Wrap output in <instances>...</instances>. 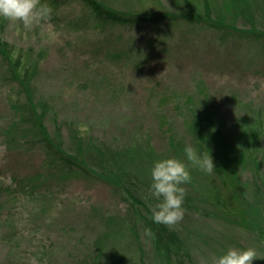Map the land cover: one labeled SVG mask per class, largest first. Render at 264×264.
Segmentation results:
<instances>
[{"label": "rangeland", "instance_id": "374dc122", "mask_svg": "<svg viewBox=\"0 0 264 264\" xmlns=\"http://www.w3.org/2000/svg\"><path fill=\"white\" fill-rule=\"evenodd\" d=\"M100 1L125 13L186 14L192 9L203 13L205 7L203 0ZM263 1L256 0L259 11L253 18L260 31ZM226 4L209 0L213 14L230 19ZM55 6L50 24L42 22L30 30L0 19V37L15 55L28 52L36 62V97L48 105L50 132L56 118L66 148H72L76 131L112 151L150 145L156 153L153 161L168 159L173 155L170 138L191 143L187 123L203 95L231 129L230 149L251 143V137L240 140L241 132L251 134L259 123L264 130L263 41L225 40L222 34L189 24H100L80 1L57 0ZM252 21L239 19L235 24L250 29ZM190 97L197 105L188 103ZM18 98L17 87L0 70V264H163L141 223L136 225L138 237L128 223H122L124 228L109 226L108 217L125 221L130 215V202L120 190L83 176L71 181L49 176L39 146L5 144L3 128L11 120L10 105ZM256 147H264V134ZM180 159L189 164L186 155ZM37 171L43 173L33 196L28 184L16 195L5 191L4 186L17 188L22 178ZM239 171L241 183L249 184L251 166L241 165ZM205 182L199 177L198 187ZM246 195L231 207H246L243 202L250 201L251 187ZM183 208L184 219L177 226L189 254L181 259L183 264H213L229 249L249 247L264 256V240L249 225L234 223L237 217H208L210 204ZM254 264H264V259Z\"/></svg>", "mask_w": 264, "mask_h": 264}, {"label": "trees", "instance_id": "16d2710c", "mask_svg": "<svg viewBox=\"0 0 264 264\" xmlns=\"http://www.w3.org/2000/svg\"><path fill=\"white\" fill-rule=\"evenodd\" d=\"M41 1L48 3L49 0ZM76 1H80L88 10V15L100 24L109 23L130 27L140 25L172 27L189 24L206 28L215 34H222L221 38L225 40L228 38L241 41L249 39L264 43V30L260 31L256 28L253 19L255 13L259 11V3L256 4V0H225L228 3L226 4L227 14L232 16L230 19L221 13L213 14L209 0H203L205 5L203 13L192 9L186 14L169 11L125 13L106 6L100 0ZM49 2L47 5L51 9L57 7L55 6L57 0ZM239 19H248V21L253 19L250 29L239 28L235 22ZM27 53L22 51L15 55L9 43L0 37V70L6 79L17 87L19 93L17 101L10 105L11 120L3 128L5 144L18 145L20 142L32 149L35 145L39 146L44 156L43 170L49 176H57L66 181L83 176L102 181L115 191L120 190L124 199L130 202V215L126 216L128 221L125 219V221L121 220L122 222L115 219L118 217H108L109 226L119 225L124 228L128 223L127 228L138 237L136 225L141 223L144 234L145 229H151L153 235L151 237L145 235L146 240L163 264H174V262L183 264L181 259L187 258L189 254L180 230L177 227L170 229L163 224H156L152 219V210L159 203L149 193L152 184L151 170L156 162V160L153 161L156 159L154 149L150 145L146 147L137 145L123 151H112L94 140L81 138L76 131L72 132L75 135L71 139L72 148H66L56 118L53 119L55 130L50 132L47 128L46 118L50 111L47 103L36 97L33 80L37 72V64ZM187 100L189 104L197 105L198 103L199 105L196 109L191 108V118L187 123L191 143L187 145L183 140L170 138L169 147L173 157L167 158L182 161L180 157L186 155L184 149L187 146H193L198 153L207 154V151L210 153L215 170L209 175L198 168L189 166L192 180L185 186L191 191L186 192L183 207L197 208L198 203L210 204L213 210H210V215L207 214L208 217L229 219V216L233 215L238 219L237 221L235 219L234 223L242 227L249 225L257 231L260 239L264 240V178L260 174L262 168L260 155L264 156V147L262 149L256 147L264 134L262 124H256L251 129V134L240 133V140L251 137L250 144L245 142L246 146L230 149L232 131L208 97L203 95L197 103L191 97ZM248 164L251 166L252 178L249 184H244L240 181L239 169L241 165ZM41 173L43 172L37 171L33 174L34 176L22 178L17 188L4 186L5 191L16 195L20 190L27 188L28 184L33 196L40 189L38 182L41 181ZM199 177L207 181L201 187H198ZM49 179L47 177L46 180ZM248 187H251L252 195L249 202L243 200L246 207L243 208L244 205H237L238 203L237 206L231 207L230 203H236L237 200L247 197ZM122 223L125 224L124 227ZM140 255L142 259V249ZM143 263L141 261V264Z\"/></svg>", "mask_w": 264, "mask_h": 264}, {"label": "clouds", "instance_id": "9594fccd", "mask_svg": "<svg viewBox=\"0 0 264 264\" xmlns=\"http://www.w3.org/2000/svg\"><path fill=\"white\" fill-rule=\"evenodd\" d=\"M0 19L12 24H21L25 29L43 23L50 24L52 9L41 0H0ZM189 164L176 158L155 162L151 170L152 184L149 193L159 201L152 210V219L170 229L176 228L184 219L183 208L186 189L182 185L191 183L189 165L206 174H213L215 165L210 153H198L193 147L184 149ZM145 235H153L151 229H145ZM264 259L256 248L245 250L229 249L226 254L214 259L213 264H254Z\"/></svg>", "mask_w": 264, "mask_h": 264}]
</instances>
